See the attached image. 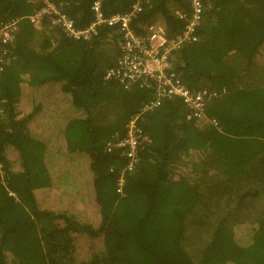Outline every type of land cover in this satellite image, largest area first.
I'll use <instances>...</instances> for the list:
<instances>
[{"label":"trees","instance_id":"trees-1","mask_svg":"<svg viewBox=\"0 0 264 264\" xmlns=\"http://www.w3.org/2000/svg\"><path fill=\"white\" fill-rule=\"evenodd\" d=\"M61 1L77 27L92 20L93 0ZM133 1L101 8L123 13ZM203 4L198 40L176 52L173 67L191 90L214 91L206 114L217 125L186 120L179 98L142 111L137 125L149 142L118 193L126 160L105 144L153 95L142 82L104 79L117 52L105 56L103 46L118 27L72 40L32 26L38 4L0 0V24L21 17L0 72V264H264V0ZM173 6L186 4L142 0L133 29L158 18L178 34L184 22ZM249 70L259 71L255 82L238 84ZM106 109L107 121H95ZM252 199L254 219L240 221ZM221 203L234 208L219 216Z\"/></svg>","mask_w":264,"mask_h":264},{"label":"built area","instance_id":"built-area-1","mask_svg":"<svg viewBox=\"0 0 264 264\" xmlns=\"http://www.w3.org/2000/svg\"><path fill=\"white\" fill-rule=\"evenodd\" d=\"M30 1L38 4L34 12L27 16L37 30L45 27L72 40L89 41L97 34L99 26H117L118 37L107 39L117 54L112 65L105 69L104 79H112L124 86L134 82L152 86L151 99L142 103L139 111L130 116L124 125V135L110 139L105 144L106 151L119 149L126 160L116 182L118 193L123 192L124 173L135 169L142 147L149 142L148 136L137 125L142 111L157 109L163 100L179 98L185 107L186 120H192L198 125H217V119L206 114L207 102L214 91L205 87L191 90L173 67L176 52L198 40L197 29L203 18V0H184L186 7L173 10V15L184 22L182 30L173 36H169L158 21L144 24L142 33L133 29L131 22L141 10L142 0H134L130 9L123 13L110 15L102 11L101 0H93L90 4L92 20L81 28L75 25L64 10L63 1ZM20 18L14 17L0 24V72L6 62V50L18 30Z\"/></svg>","mask_w":264,"mask_h":264},{"label":"rangeland","instance_id":"rangeland-1","mask_svg":"<svg viewBox=\"0 0 264 264\" xmlns=\"http://www.w3.org/2000/svg\"><path fill=\"white\" fill-rule=\"evenodd\" d=\"M37 39V37H35ZM104 49L102 51L103 55L105 56H109L111 52H113L114 48L112 46V44L109 42V41H106L105 44H104ZM264 72V70H262ZM259 71H252V70H249L248 71V74H244L243 77H240V79H238V84L240 82L241 85H247V84H253L256 80V78L258 77V75L256 73H258ZM263 80H264V77H263ZM254 81V82H253ZM52 85V89L54 90L55 87H58V84H52V83H47L44 85V87L46 88H49L51 87ZM122 106L120 107H117L118 109L113 108L111 111H112V114H114V112L116 111V114L122 112ZM111 111L109 109H106L104 110L103 112H96L95 115H94V120L95 121H107L105 120L107 118V114L111 113ZM114 116H109V119L108 120H113ZM0 167H1V164H0ZM56 183V182H55ZM12 194V193H11ZM258 204H256V201H253V199L247 203L245 206V208L243 209V216L241 217L242 219L240 221H246V222H249L251 220L254 219V217H252V213L254 212L255 210V206H257ZM219 206V205H218ZM217 206V215H226V213H228L230 210H232L234 208L233 205H226V207L224 206V204H220L219 208ZM213 214V213H212ZM211 214V217L210 218H214ZM216 216V215H215ZM239 216H233V217H230L228 218V222H233V221H239L237 220L236 218H238ZM189 231H191V225L189 226ZM188 231V232H189ZM190 233V232H189ZM192 233V232H191ZM193 234V233H192ZM194 235V234H193ZM206 238V233H204V231L202 232V235L201 236H198V240H197V243H191L190 242V254H193V251H196V249L200 246L201 243H203V240ZM187 238H189V236H187Z\"/></svg>","mask_w":264,"mask_h":264},{"label":"crops","instance_id":"crops-1","mask_svg":"<svg viewBox=\"0 0 264 264\" xmlns=\"http://www.w3.org/2000/svg\"><path fill=\"white\" fill-rule=\"evenodd\" d=\"M170 7H171V6H170ZM171 8H172V7H171ZM175 9H177V8H175V7L173 6V9H172V11H173V10H175ZM154 21H158L159 23H161L160 19H158V18H157V19H155ZM154 21H153V22H154ZM161 24H162V23H161ZM111 53H112V54H111ZM111 53H110V54H111V56H112V55L114 54V51H113V52H111ZM111 56H110V57H111ZM114 56H115V55H114ZM114 56H113V57H114ZM111 58H112V57H111Z\"/></svg>","mask_w":264,"mask_h":264}]
</instances>
